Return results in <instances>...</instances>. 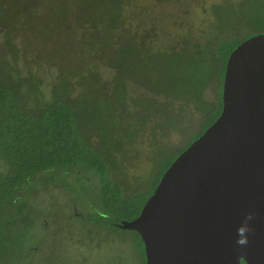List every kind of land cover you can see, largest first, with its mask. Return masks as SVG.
Returning a JSON list of instances; mask_svg holds the SVG:
<instances>
[{
	"label": "trees",
	"instance_id": "1",
	"mask_svg": "<svg viewBox=\"0 0 264 264\" xmlns=\"http://www.w3.org/2000/svg\"><path fill=\"white\" fill-rule=\"evenodd\" d=\"M155 1L162 8L179 0ZM93 2L75 34L94 52L81 69L70 60L65 72L32 52L21 57L30 45L17 24L39 11L0 0V264H30L34 249L24 242L45 214L40 192L64 177L71 190L82 187L75 169L87 173L91 186L84 182L80 198L91 211L78 217L71 208V220L93 222L97 233L137 217L172 162L220 115L230 53L264 33V0L223 10L212 3L211 18L204 11L199 23L184 19L170 30L156 3ZM76 41L68 53L80 50ZM140 71L153 81H138Z\"/></svg>",
	"mask_w": 264,
	"mask_h": 264
},
{
	"label": "water",
	"instance_id": "2",
	"mask_svg": "<svg viewBox=\"0 0 264 264\" xmlns=\"http://www.w3.org/2000/svg\"><path fill=\"white\" fill-rule=\"evenodd\" d=\"M218 118L162 175L140 214L146 264H264V33L229 55Z\"/></svg>",
	"mask_w": 264,
	"mask_h": 264
},
{
	"label": "rangeland",
	"instance_id": "3",
	"mask_svg": "<svg viewBox=\"0 0 264 264\" xmlns=\"http://www.w3.org/2000/svg\"><path fill=\"white\" fill-rule=\"evenodd\" d=\"M16 1H26L30 3L32 9L39 11L37 14L30 11L32 17L28 13V18L25 20L21 18L17 24L20 35L31 46H27V50H22L21 57L25 58L28 52H32L39 58L43 57L46 63L63 68L65 72L66 63L70 60L76 61L77 69L87 65L84 59L90 50L94 52V48L81 37V34L76 36L75 33L77 32L76 25L85 22L86 13L93 11L90 8L91 5H95L93 0H86L87 5L82 2L83 7L80 5L81 2L76 0ZM146 1L160 6L155 0ZM234 1L179 0L177 3L174 1L167 3L162 8L160 6L158 9L160 11L155 12H162L160 13L162 16L159 15L160 21L166 30L178 29L176 27L184 19L188 22L199 23L204 11L207 12L205 16L211 18L212 14L208 12V9L212 3H217L218 9L223 10ZM70 40H80L75 43V47L80 50L68 53L66 44ZM27 59L29 60L30 57ZM157 74L159 75L158 71ZM150 75V71H140L135 78L146 84L153 81ZM47 80L50 81V78L47 77ZM50 89V86L46 84L47 95L50 94ZM178 138L175 134L174 139ZM77 172L82 173V178L84 177L82 187L75 188L74 186L78 184L74 181L75 185L72 188L75 189L71 190V179L59 177L61 182L59 188L50 186L48 189L41 190L39 204L46 206L45 214L38 221L39 223H35L30 238L24 242L26 249H29L31 245L34 249L29 255L30 264H146L144 246L133 230L105 228V230L99 229L96 233L95 229L98 226L94 228L96 225L93 222H75L69 218L71 212H68L71 208L78 217L84 214L87 217L91 211L90 205L80 198L84 194V182L88 181L84 176L87 173L81 169L73 171L76 174ZM137 173H141V169ZM88 185L91 186L89 183ZM88 196H90L89 193ZM41 224L45 226L42 228ZM88 229L96 234L90 235L87 232ZM40 245L44 247V251L40 250Z\"/></svg>",
	"mask_w": 264,
	"mask_h": 264
}]
</instances>
